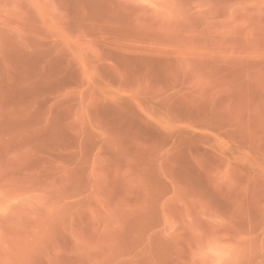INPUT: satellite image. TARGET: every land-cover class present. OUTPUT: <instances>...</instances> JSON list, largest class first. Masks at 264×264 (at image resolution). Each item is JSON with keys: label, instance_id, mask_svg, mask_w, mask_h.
Here are the masks:
<instances>
[{"label": "rangeland", "instance_id": "obj_1", "mask_svg": "<svg viewBox=\"0 0 264 264\" xmlns=\"http://www.w3.org/2000/svg\"><path fill=\"white\" fill-rule=\"evenodd\" d=\"M0 264H264V0H0Z\"/></svg>", "mask_w": 264, "mask_h": 264}]
</instances>
